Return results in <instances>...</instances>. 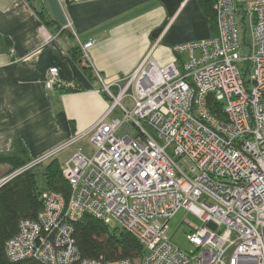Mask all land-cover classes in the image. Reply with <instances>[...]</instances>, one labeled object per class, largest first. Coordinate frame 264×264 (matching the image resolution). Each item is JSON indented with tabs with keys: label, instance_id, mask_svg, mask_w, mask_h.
<instances>
[{
	"label": "built area",
	"instance_id": "obj_1",
	"mask_svg": "<svg viewBox=\"0 0 264 264\" xmlns=\"http://www.w3.org/2000/svg\"><path fill=\"white\" fill-rule=\"evenodd\" d=\"M214 10L212 36L175 45L176 59L165 66L151 50L130 75L113 82L92 63L94 42L80 45L83 64L111 103L89 130L18 171L85 138L95 148L91 156L73 150L62 164L68 198L41 192L36 219L22 220L6 243L11 262L264 264V0H216ZM65 29L75 35L69 22ZM39 34L44 44L56 38L44 25ZM46 87L69 85L52 67ZM213 102L221 111L211 110ZM116 112L122 118L108 120ZM125 123L136 133L118 137ZM170 146L173 155L167 152ZM181 209L202 222L186 221L191 227L186 237L194 246L190 252L176 247L168 234L169 221ZM85 215L135 237L143 247L140 261L81 258L74 222Z\"/></svg>",
	"mask_w": 264,
	"mask_h": 264
},
{
	"label": "crops",
	"instance_id": "obj_2",
	"mask_svg": "<svg viewBox=\"0 0 264 264\" xmlns=\"http://www.w3.org/2000/svg\"><path fill=\"white\" fill-rule=\"evenodd\" d=\"M32 2L36 8L29 0H0V157L43 156L89 130L108 110L111 101L98 92L99 81L83 64L81 44L94 42L92 63L113 82L130 75L151 50L165 66L176 59L175 45L213 35L199 0ZM38 10L56 36L48 44L39 34L44 24ZM68 22L75 35L65 29ZM52 67L68 88L46 87ZM72 153L64 150L53 158Z\"/></svg>",
	"mask_w": 264,
	"mask_h": 264
},
{
	"label": "trees",
	"instance_id": "obj_3",
	"mask_svg": "<svg viewBox=\"0 0 264 264\" xmlns=\"http://www.w3.org/2000/svg\"><path fill=\"white\" fill-rule=\"evenodd\" d=\"M32 1L29 0V3L34 6ZM199 1L209 18L214 34L216 0ZM37 13L44 25L51 24L43 11L38 10ZM209 107L213 111H221V104L218 102L209 103ZM33 160L26 156L0 157V180L18 172ZM39 165H44L47 189L59 192L68 198L70 185L62 173V164L58 159L52 158L36 166ZM2 167H6L4 172L1 171ZM35 167L12 175L0 186V264H44L36 259L11 262L5 250L8 240L19 231L20 222L36 219L42 209L43 203L40 198L42 191L38 189L33 173ZM73 236L83 259H102L103 262L130 259L138 263L143 255V247L135 237L120 227H110L90 215H85L74 222Z\"/></svg>",
	"mask_w": 264,
	"mask_h": 264
},
{
	"label": "rangeland",
	"instance_id": "obj_4",
	"mask_svg": "<svg viewBox=\"0 0 264 264\" xmlns=\"http://www.w3.org/2000/svg\"><path fill=\"white\" fill-rule=\"evenodd\" d=\"M246 40H247V42L250 41L249 33L246 36ZM181 57L185 58L186 55L182 54ZM125 103H126L127 107H129V108L131 107L129 102H128V99L125 100ZM114 117L122 118L121 112L120 113L116 112L108 120H111ZM135 133H136L135 128H133V126L131 124L125 123V124H123L122 128L118 132V137L133 136ZM159 142L162 145L164 144L163 141H159ZM74 149L75 150H82L87 156H91L95 151V148L91 145L89 138H85V139L80 140L79 142L74 144V146L69 150H74ZM167 152L170 155H173L171 146L167 149ZM68 157H69V155L67 156L65 154H60L58 159L62 163ZM44 172H45L44 165L36 166L33 170V173L35 174V177H36L37 186H38V189L40 191H44L48 188L47 184H46V178L44 176ZM186 221H188L189 224H191V225H195V226H201L202 225V222L197 217H195L191 213H188L185 209H181L169 221V228L170 229H169L168 234H169L172 242L174 243V245L176 247H178L182 251L190 252V251L194 250V246L191 243H189V241L187 240V237H186L187 234L189 233L190 229H191V227L189 226L188 223H186ZM112 227L114 228L115 225L113 224Z\"/></svg>",
	"mask_w": 264,
	"mask_h": 264
}]
</instances>
